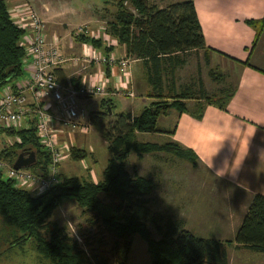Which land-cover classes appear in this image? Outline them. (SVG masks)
Here are the masks:
<instances>
[{"label": "trees", "instance_id": "1", "mask_svg": "<svg viewBox=\"0 0 264 264\" xmlns=\"http://www.w3.org/2000/svg\"><path fill=\"white\" fill-rule=\"evenodd\" d=\"M108 1L116 8L109 34L131 58L142 63L148 97L155 102L137 117L130 113L114 114L109 100L101 101L100 111L89 113L87 124L107 143L111 155L101 182L63 179L59 174L57 186L35 196L15 189L13 182L4 180L0 172V218L13 233L12 247L29 241L33 251L48 264H126L136 236L147 245L151 264H228L224 247L232 244L264 255V197L260 195L252 197L233 241L224 243L198 238L185 230L183 221L150 210L156 185L139 177L136 167L131 172L127 170L130 154L134 153L139 160L146 155H171L194 168L198 160L175 143L140 144L136 135L164 134L157 130L158 118L171 110L179 115L188 113L189 102L195 103V110L189 114L200 121L206 106L223 110L231 95L209 96L200 81L196 87L176 85V72L185 67L186 58L207 52L191 0L164 9L149 0ZM126 3L136 15L124 6ZM7 11L6 2L0 0V90L22 78L25 56L20 46L23 32L10 20ZM247 25L256 30L258 38L264 19ZM75 41L98 51L103 48L102 40L88 36ZM111 51L105 49L107 54ZM55 75L59 82H65L58 70ZM70 81L74 88H79V80ZM5 133L19 142L1 149L0 161L12 166L19 154L33 153L36 162L28 170L45 177L50 156L40 145L34 127ZM68 154L73 162L87 158V152L76 146H71ZM66 199L73 201L82 215L89 216L86 225L91 232L81 234L80 243L63 228H48L53 211Z\"/></svg>", "mask_w": 264, "mask_h": 264}, {"label": "crops", "instance_id": "2", "mask_svg": "<svg viewBox=\"0 0 264 264\" xmlns=\"http://www.w3.org/2000/svg\"><path fill=\"white\" fill-rule=\"evenodd\" d=\"M185 1L188 0L172 1L169 5ZM191 1L207 48V52L191 54L186 58L185 67L190 56H194L202 60V71L206 70V75L202 73V78L198 75L196 84L192 86L196 87L200 81L207 95H231L230 100L223 110L206 106L200 121L189 114L195 110V103L190 102L187 105L188 113L179 115L174 111V121L167 131L172 132V135H154L192 152L198 160L196 168L213 179V185L198 190L197 196L204 197L202 202L196 203L195 200L199 198H195L196 195L193 194L192 203L195 202V206L188 203L196 213L201 211V215L191 217L197 222L206 220L203 215H208L203 212L213 211V222L210 217L213 234L198 238L224 243L233 241L252 197H264V27L256 38V30L247 25L248 22H260L264 19V0ZM49 33V39L54 36L59 39L62 53L68 59L80 56L86 48L95 50L87 44H78L68 35L58 34L56 31ZM68 37L74 43L69 42ZM106 47L105 44L104 48ZM109 47L112 51L108 54L128 61L129 66L126 72L119 68L106 69L107 95L100 98L99 109L102 100L121 92L125 94L124 98H140L146 103L152 100L148 97L149 87L142 63L131 58L125 47H118L116 44ZM95 51L103 53L101 50ZM81 69L82 67L73 68L70 64H65L57 70L65 80H79V85L88 83L94 76L98 78L103 70L95 66L84 71ZM179 71L176 72L177 86ZM25 76L24 73L22 78ZM18 82L19 80L16 83ZM95 99H87L81 103L92 104ZM129 113L134 114L132 111ZM177 219L183 221L186 231L195 234L181 216ZM224 250L228 264H264L263 254L250 252L235 244L225 246Z\"/></svg>", "mask_w": 264, "mask_h": 264}, {"label": "rangeland", "instance_id": "3", "mask_svg": "<svg viewBox=\"0 0 264 264\" xmlns=\"http://www.w3.org/2000/svg\"><path fill=\"white\" fill-rule=\"evenodd\" d=\"M31 6L38 14L40 19L46 25L47 33L49 29L52 32L62 33L68 35L75 40L74 31L77 28H83L89 33L91 32L96 40H102L103 48L102 54L111 55L115 58L114 54L105 53V49L112 44L120 46L115 39L111 37L110 25L113 23L116 8L113 3L108 0H23ZM151 4L158 8H165L172 1L177 0H149ZM180 1V0H178ZM124 6L134 15L135 11L126 3ZM49 33V34H50ZM53 34V33H52ZM55 34V33H54ZM55 37V36H54ZM68 37L69 42L74 43L72 38ZM115 41V42H114ZM105 44L107 45L104 48ZM112 50V49H111ZM213 68V67H212ZM215 69V68H213ZM212 69V70H213ZM203 70V62L200 58L190 56L188 65L177 74L178 86L192 87L195 84L196 78L199 75L202 78L206 75V70ZM23 78L19 79L22 82ZM207 82V81H206ZM16 83V82H15ZM207 84V83H206ZM12 85V84H11ZM209 85L207 84V87ZM124 93H118L117 96L106 98L104 100L111 101L113 105V113L118 115L120 113L133 112L132 116L137 117L144 108L151 106L143 102L140 98L135 100L124 98ZM119 96V97H118ZM136 96V95H135ZM92 104H84L82 106L89 114L91 112H98L100 98L95 97ZM90 100V99H89ZM86 101V100H85ZM83 100V102H85ZM190 103V102H189ZM188 105V103H187ZM174 111H169L166 116H161L157 121V130L159 132H167L174 121ZM112 116V114H111ZM110 116V117H111ZM87 121V120H86ZM86 123V127L78 131L77 137L73 140H67L72 143L70 146H76L80 150L87 152V158L81 162H73L69 158L67 161L61 163L60 176L63 179L76 178L78 180H89L93 183H98L103 180L102 173L107 166L108 160L111 158L110 153L107 151V143L99 137L96 132ZM81 123V125H82ZM167 132V133H166ZM171 133V132H170ZM163 134V135H164ZM68 135V134H67ZM66 140V138H64ZM10 142L14 139L10 138ZM136 141L140 144H156L164 145L168 143L167 140L156 137L154 134L136 135ZM198 164V163H197ZM127 170L131 172L133 167H136L139 177L152 180L156 185V191L152 195L153 203L150 210L154 213L169 215L175 219L177 217L184 220L187 227L193 229L194 235L197 237L205 238L213 234L211 229L212 212H203L208 216L203 215L206 219L202 221H194L191 219L193 215H201L193 210V204L203 201L202 195H198V190L204 186L209 187L213 183V179L204 175V173L192 167L190 164L180 161L171 155L157 154L146 155L142 159H138L134 153L130 154L127 160ZM5 180V177H3ZM195 194V200L192 195ZM34 195V194H32ZM194 196V195H193ZM190 202V203H188ZM202 205V204H201ZM89 216L82 215V211L78 209L76 204L70 199L64 200L61 205L53 211L50 219L48 220L49 229L54 226L63 228L67 233L77 240L79 243L80 235H86L91 230L86 225V220ZM208 217V218H205ZM191 221H189V219ZM213 222V218H212ZM209 225V226H208ZM153 238L157 239L152 229ZM210 232V234H208ZM12 231L5 225L2 218H0V264H48L45 260L39 257L34 251L30 242H24L17 247H12ZM44 237L48 236L42 233ZM126 264H151V258L148 254L147 245L138 236L134 238L130 254Z\"/></svg>", "mask_w": 264, "mask_h": 264}, {"label": "built area", "instance_id": "4", "mask_svg": "<svg viewBox=\"0 0 264 264\" xmlns=\"http://www.w3.org/2000/svg\"><path fill=\"white\" fill-rule=\"evenodd\" d=\"M4 1L10 20L23 32L20 46L25 53L22 68L26 76L22 82L6 85L0 90V150L19 142L7 135V130L25 131L33 126L40 145L50 156V164L45 177L26 169L15 171L2 161L0 172L5 180L13 182L15 189L41 196L58 185L61 163L69 158L73 143L67 140L74 139L76 132L86 127V123L82 122L88 120L89 114L81 102L105 97V69L119 68L126 72L129 62L90 48L84 49L80 56L68 59L62 53L59 39L47 37L46 25L27 2ZM74 35L75 39L80 36L95 37L83 28H77ZM65 64L73 68L82 67L81 71L90 66L103 70L98 78L94 76L76 89L70 79L61 83L55 75V71ZM127 96L132 97L131 94ZM10 138L14 141L10 142Z\"/></svg>", "mask_w": 264, "mask_h": 264}, {"label": "water", "instance_id": "5", "mask_svg": "<svg viewBox=\"0 0 264 264\" xmlns=\"http://www.w3.org/2000/svg\"><path fill=\"white\" fill-rule=\"evenodd\" d=\"M106 106H107V103H106ZM108 113L111 116L110 109H108ZM35 162H36L35 155L33 153H29L27 155L19 154V156L17 157L16 161L12 165V168L15 171H19V170H22V169L28 170L35 164Z\"/></svg>", "mask_w": 264, "mask_h": 264}]
</instances>
